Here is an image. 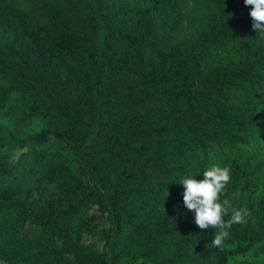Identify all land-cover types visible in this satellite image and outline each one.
<instances>
[{"label": "trees", "instance_id": "16d2710c", "mask_svg": "<svg viewBox=\"0 0 264 264\" xmlns=\"http://www.w3.org/2000/svg\"><path fill=\"white\" fill-rule=\"evenodd\" d=\"M250 11L244 0H0V264L264 255V34ZM37 120L50 127L23 131ZM214 163L230 168L222 199L250 212L223 250L179 184Z\"/></svg>", "mask_w": 264, "mask_h": 264}, {"label": "clouds", "instance_id": "9594fccd", "mask_svg": "<svg viewBox=\"0 0 264 264\" xmlns=\"http://www.w3.org/2000/svg\"><path fill=\"white\" fill-rule=\"evenodd\" d=\"M244 3L251 6L253 30L264 34V0H244ZM203 175V180H196L193 176H185L180 180L179 184L184 188V205L194 212L195 224L200 229H216L211 244L223 250L224 242L230 238L232 226L246 224L250 212L247 208L235 209L230 200L222 199L231 179L228 166L211 164L203 171Z\"/></svg>", "mask_w": 264, "mask_h": 264}, {"label": "rangeland", "instance_id": "374dc122", "mask_svg": "<svg viewBox=\"0 0 264 264\" xmlns=\"http://www.w3.org/2000/svg\"><path fill=\"white\" fill-rule=\"evenodd\" d=\"M21 114L18 113L16 115V117L14 119H5L2 121L8 124L15 123L16 121L19 120ZM46 127H50V124L48 123L47 120H37L34 123L30 124L29 126L25 127L23 129V131L27 132L28 135L30 134H35L37 132H40L42 129L46 128ZM51 141H55V139L53 138ZM43 169L41 168L36 174H33V177L36 178L37 175H41L43 172ZM28 229L30 233H39L40 232V228L35 225L34 223H30L28 225ZM85 242H95L97 243V246L99 249H102L104 242L97 239V238H92V237H87L84 240ZM61 244L60 241H58V246ZM233 246V245H232ZM246 264H264V255L263 254H256V253H252V254H246V255H237L234 256L230 259V263L231 264H241V263H245Z\"/></svg>", "mask_w": 264, "mask_h": 264}]
</instances>
